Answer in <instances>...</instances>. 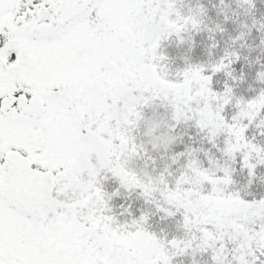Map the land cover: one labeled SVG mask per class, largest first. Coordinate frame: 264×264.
Returning <instances> with one entry per match:
<instances>
[{
    "label": "snow or ice",
    "instance_id": "obj_1",
    "mask_svg": "<svg viewBox=\"0 0 264 264\" xmlns=\"http://www.w3.org/2000/svg\"><path fill=\"white\" fill-rule=\"evenodd\" d=\"M0 264H264V0H0Z\"/></svg>",
    "mask_w": 264,
    "mask_h": 264
}]
</instances>
